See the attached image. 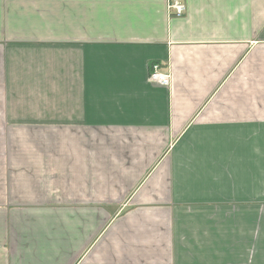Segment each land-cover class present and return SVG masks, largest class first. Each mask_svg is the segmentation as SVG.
<instances>
[{
    "label": "crops",
    "instance_id": "1",
    "mask_svg": "<svg viewBox=\"0 0 264 264\" xmlns=\"http://www.w3.org/2000/svg\"><path fill=\"white\" fill-rule=\"evenodd\" d=\"M180 1L0 0V264H264V0Z\"/></svg>",
    "mask_w": 264,
    "mask_h": 264
},
{
    "label": "built area",
    "instance_id": "2",
    "mask_svg": "<svg viewBox=\"0 0 264 264\" xmlns=\"http://www.w3.org/2000/svg\"><path fill=\"white\" fill-rule=\"evenodd\" d=\"M168 13L174 17H180L185 12V4L180 0H167ZM149 78L152 81L159 83L160 85H168L170 81L169 72L161 70L160 65L153 63L151 66V72Z\"/></svg>",
    "mask_w": 264,
    "mask_h": 264
}]
</instances>
